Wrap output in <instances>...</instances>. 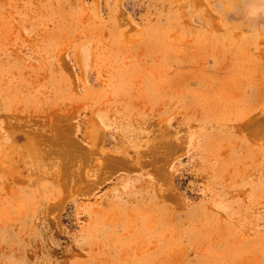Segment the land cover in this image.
<instances>
[{
    "label": "rangeland",
    "instance_id": "1",
    "mask_svg": "<svg viewBox=\"0 0 264 264\" xmlns=\"http://www.w3.org/2000/svg\"><path fill=\"white\" fill-rule=\"evenodd\" d=\"M0 264H264V0H0Z\"/></svg>",
    "mask_w": 264,
    "mask_h": 264
}]
</instances>
